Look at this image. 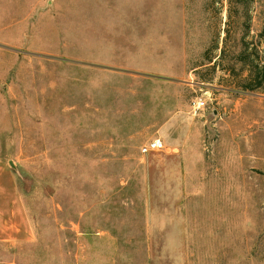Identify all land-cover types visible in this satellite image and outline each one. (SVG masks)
Listing matches in <instances>:
<instances>
[{
	"label": "rangeland",
	"instance_id": "1",
	"mask_svg": "<svg viewBox=\"0 0 264 264\" xmlns=\"http://www.w3.org/2000/svg\"><path fill=\"white\" fill-rule=\"evenodd\" d=\"M251 45L264 0H0V264H264Z\"/></svg>",
	"mask_w": 264,
	"mask_h": 264
},
{
	"label": "trees",
	"instance_id": "2",
	"mask_svg": "<svg viewBox=\"0 0 264 264\" xmlns=\"http://www.w3.org/2000/svg\"><path fill=\"white\" fill-rule=\"evenodd\" d=\"M241 54L238 61L248 69L250 75L248 81L243 83L241 88L251 92L257 89L264 90V58L260 57L263 55V51H260L257 46L251 45L250 52L244 51ZM215 62L214 64H216Z\"/></svg>",
	"mask_w": 264,
	"mask_h": 264
},
{
	"label": "built area",
	"instance_id": "3",
	"mask_svg": "<svg viewBox=\"0 0 264 264\" xmlns=\"http://www.w3.org/2000/svg\"><path fill=\"white\" fill-rule=\"evenodd\" d=\"M198 109L204 108V102H198L196 104ZM165 149L164 144L160 140H153L149 143H147L145 146L141 147L140 151L141 154L146 155L151 152H159Z\"/></svg>",
	"mask_w": 264,
	"mask_h": 264
},
{
	"label": "crops",
	"instance_id": "4",
	"mask_svg": "<svg viewBox=\"0 0 264 264\" xmlns=\"http://www.w3.org/2000/svg\"><path fill=\"white\" fill-rule=\"evenodd\" d=\"M260 51L263 50V47L262 48H258Z\"/></svg>",
	"mask_w": 264,
	"mask_h": 264
}]
</instances>
